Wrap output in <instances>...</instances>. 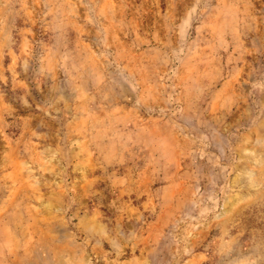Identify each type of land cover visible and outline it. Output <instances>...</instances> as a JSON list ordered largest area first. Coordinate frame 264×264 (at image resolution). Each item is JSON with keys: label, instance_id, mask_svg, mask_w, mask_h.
Here are the masks:
<instances>
[{"label": "rangeland", "instance_id": "374dc122", "mask_svg": "<svg viewBox=\"0 0 264 264\" xmlns=\"http://www.w3.org/2000/svg\"><path fill=\"white\" fill-rule=\"evenodd\" d=\"M0 264H264V0H0Z\"/></svg>", "mask_w": 264, "mask_h": 264}]
</instances>
